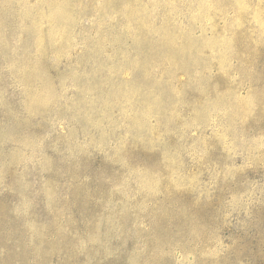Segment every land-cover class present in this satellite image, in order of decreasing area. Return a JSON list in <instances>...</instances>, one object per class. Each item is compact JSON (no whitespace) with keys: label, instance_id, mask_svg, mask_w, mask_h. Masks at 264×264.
<instances>
[{"label":"rangeland","instance_id":"1","mask_svg":"<svg viewBox=\"0 0 264 264\" xmlns=\"http://www.w3.org/2000/svg\"><path fill=\"white\" fill-rule=\"evenodd\" d=\"M0 264H264V0H0Z\"/></svg>","mask_w":264,"mask_h":264}]
</instances>
